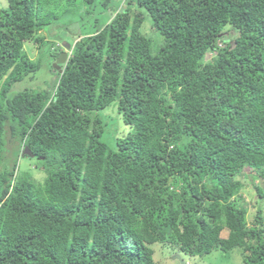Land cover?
I'll return each instance as SVG.
<instances>
[{"label":"trees","instance_id":"1","mask_svg":"<svg viewBox=\"0 0 264 264\" xmlns=\"http://www.w3.org/2000/svg\"><path fill=\"white\" fill-rule=\"evenodd\" d=\"M58 39L72 51L62 71L13 92L41 67L24 45L49 61ZM241 176L264 199V0H7L0 264H160L157 244L264 264Z\"/></svg>","mask_w":264,"mask_h":264},{"label":"rangeland","instance_id":"2","mask_svg":"<svg viewBox=\"0 0 264 264\" xmlns=\"http://www.w3.org/2000/svg\"><path fill=\"white\" fill-rule=\"evenodd\" d=\"M7 8V0H0V11ZM149 21V18L146 17V22ZM74 31V36L76 37L73 42L80 40V31L79 27L76 26L72 28ZM86 30V29H85ZM151 33L150 25L147 23L143 24V28L141 30V34L149 36ZM62 36H64L65 33L61 31L60 33ZM232 34V32L226 31L224 32V36ZM46 40H50L51 37H49L48 33L45 31L41 33ZM54 46L58 49V51H54L53 58H49V61L47 59L41 58V52L45 49L41 50L40 45H34L32 43H28L24 45V51L27 55V58L29 62L31 63H39L40 64V70L29 77H26L24 81L21 83L16 84L13 87V92H19L24 89H37V88H46L48 86L49 80H53L55 78V73H60L62 71V65L63 63L59 62L60 56L62 54H66V59L70 56L71 47L66 44L65 42L61 40H54ZM73 48V47H72ZM51 61V63H49ZM30 86V87H29ZM113 107H109L105 111L102 112V117L106 119V117L114 116V110ZM99 114V113H98ZM121 129H125L124 127H121ZM128 130V127L126 128ZM125 130V131H126ZM108 140V137H106ZM12 144L9 143L7 145V148L9 149ZM7 158V165H9L13 158L8 154H6ZM37 164V160L31 159V158H25L21 157L19 160V166L21 170H29L31 171L32 177L36 179L39 182H42L45 178V173L42 169H37L35 165ZM240 179L245 184V189L242 191V197L244 201L247 204V213L245 215L247 226L251 225L252 220L254 219V216L257 212V210H261L262 217L264 218V199H259L255 192L253 191V185L257 182L256 179H253V177H246L241 176ZM221 236L226 235V231L221 232ZM234 251V250H233ZM230 254H224L221 251H213L210 255H207L205 257H195V258H187L185 260H182V258L179 256L176 251L172 250L171 247L164 245V244H157L154 246V255L153 258L156 262L160 264H181L179 260L175 259V257H179L184 264H242V255L239 251L235 250L234 252Z\"/></svg>","mask_w":264,"mask_h":264},{"label":"water","instance_id":"3","mask_svg":"<svg viewBox=\"0 0 264 264\" xmlns=\"http://www.w3.org/2000/svg\"><path fill=\"white\" fill-rule=\"evenodd\" d=\"M65 59H66V54H62V55L60 56L59 62L64 64V63L66 62ZM25 151H26V149H25Z\"/></svg>","mask_w":264,"mask_h":264},{"label":"bare ground","instance_id":"4","mask_svg":"<svg viewBox=\"0 0 264 264\" xmlns=\"http://www.w3.org/2000/svg\"><path fill=\"white\" fill-rule=\"evenodd\" d=\"M93 33V32H92ZM30 65V64H29ZM96 74V73H95ZM132 74V73H131ZM92 80V79H91ZM30 87V86H29ZM113 98V97H112ZM133 134H134V132H133ZM132 142V141H131ZM175 259H177V260H179L180 261V263L181 264H184V262L177 256V257H175Z\"/></svg>","mask_w":264,"mask_h":264}]
</instances>
